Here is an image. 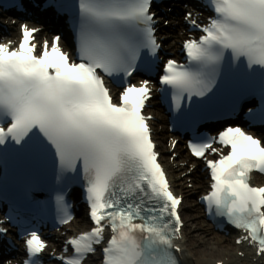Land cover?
I'll return each mask as SVG.
<instances>
[{
    "label": "snow or ice",
    "instance_id": "snow-or-ice-1",
    "mask_svg": "<svg viewBox=\"0 0 264 264\" xmlns=\"http://www.w3.org/2000/svg\"><path fill=\"white\" fill-rule=\"evenodd\" d=\"M214 15L197 24L202 35L186 40L188 65L169 60L160 83L173 90L179 108L187 96L203 97L215 84L217 67L229 54L247 67L264 69V0H209ZM152 0H79L78 55L73 61L60 37L35 43L36 28L21 26L18 47L0 43V145H21L41 138L65 172L82 170L93 227L69 239L61 264H84L104 243L103 264H179L173 243L179 238L182 197L171 191L142 114L150 99L149 81L127 85L119 103L104 76H131L142 48L156 53ZM191 16V13L188 14ZM213 139L189 144L193 156L205 158ZM229 149L206 159L211 191L203 197L210 214L226 217L242 229L264 254V187L249 183L253 171L264 173V143L239 127L219 133ZM60 223L72 216L63 198ZM139 221V222H137ZM7 230L0 228V235ZM26 251L37 257L46 242L28 233ZM24 264H36L27 260Z\"/></svg>",
    "mask_w": 264,
    "mask_h": 264
},
{
    "label": "bare ground",
    "instance_id": "bare-ground-1",
    "mask_svg": "<svg viewBox=\"0 0 264 264\" xmlns=\"http://www.w3.org/2000/svg\"><path fill=\"white\" fill-rule=\"evenodd\" d=\"M184 2H189V0L178 3L174 7V11L168 13L170 19L169 27L164 24V18L162 16L157 17L159 20L158 24H160V35L166 37L164 47L168 51H176L178 46L177 42L179 40L182 41L184 38V30L187 25L181 17L183 12L185 11L183 15H186V11H191L196 6L194 3L189 2V5L184 7ZM154 10L155 12L158 11L156 9ZM32 24L41 26L39 35L42 38L52 32L43 23L33 21ZM177 28L180 31L176 30ZM19 32L20 25L9 22L8 29L2 36L5 39H12L19 35ZM61 41L63 44H66L64 37ZM147 111L155 115L152 120L154 136L158 141L159 149L162 152L161 159L169 172L172 185L178 193L184 196L185 200L182 202V209L186 225L183 228V237L179 241L183 247L182 255L185 264H218L222 261H224V264H263L264 255H257L256 248L249 244L248 241H244L241 244L236 242L237 237L244 235V233L233 231L230 233H221L219 230L216 231L214 224L206 220V213L197 195L200 192H207V171L202 170V164L200 165V161L198 160H192V164L196 166L195 168H192L187 163L190 162V157L183 151L184 145L181 143L177 144L174 151L166 144V139L170 135L172 136V134H169L168 131H165L164 128L159 126L165 114L162 112L163 109L157 106V100H150ZM171 152L178 154L173 160L171 158V155H173ZM190 178L194 183L192 188H190ZM258 184H264V178H261ZM66 228L67 231L70 228V236H75L84 232L86 229L89 230L92 226L87 215L81 210V213L75 216ZM53 245L56 247L60 246L58 243H54ZM19 255L20 252L14 253L10 255L9 259L16 260ZM0 264L5 263L0 261ZM91 264H97L96 258L91 260Z\"/></svg>",
    "mask_w": 264,
    "mask_h": 264
},
{
    "label": "rangeland",
    "instance_id": "rangeland-1",
    "mask_svg": "<svg viewBox=\"0 0 264 264\" xmlns=\"http://www.w3.org/2000/svg\"><path fill=\"white\" fill-rule=\"evenodd\" d=\"M183 14H184V12H183ZM183 14H182V18H183ZM167 20H170L169 18H167ZM170 26V24L168 25V27ZM176 30H178V31H180V29L179 28H177ZM55 32H51L48 36L49 37H51L53 34H54ZM64 38H65V36H63ZM65 40H66V38H65ZM178 43V42H177ZM180 47V43H178V46H177V49ZM164 130L166 131V129H165V126H164ZM183 151H185V148H183ZM189 183H190V188H192L193 187V185H194V183L192 182V179L190 178L189 179ZM200 193H203V192H200ZM199 193V195H197L198 197L201 195ZM183 212V211H182ZM207 220V219H206ZM208 221V220H207ZM209 222V221H208ZM216 231H218V230H216ZM222 233V232H221Z\"/></svg>",
    "mask_w": 264,
    "mask_h": 264
}]
</instances>
